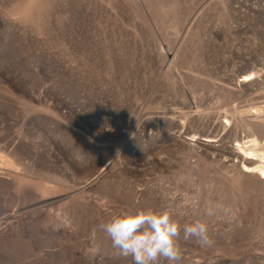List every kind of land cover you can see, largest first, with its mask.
Instances as JSON below:
<instances>
[{"label":"rangeland","instance_id":"rangeland-1","mask_svg":"<svg viewBox=\"0 0 264 264\" xmlns=\"http://www.w3.org/2000/svg\"><path fill=\"white\" fill-rule=\"evenodd\" d=\"M263 102L264 0H0V264H133L119 206L171 212L176 264H264Z\"/></svg>","mask_w":264,"mask_h":264},{"label":"clouds","instance_id":"clouds-1","mask_svg":"<svg viewBox=\"0 0 264 264\" xmlns=\"http://www.w3.org/2000/svg\"><path fill=\"white\" fill-rule=\"evenodd\" d=\"M98 228L120 255L132 257L133 264H157L161 259L176 264L181 258L180 227L167 208L155 211L119 206ZM190 237L202 247L212 245L207 227L200 221L184 225L183 238Z\"/></svg>","mask_w":264,"mask_h":264},{"label":"bare ground","instance_id":"bare-ground-1","mask_svg":"<svg viewBox=\"0 0 264 264\" xmlns=\"http://www.w3.org/2000/svg\"><path fill=\"white\" fill-rule=\"evenodd\" d=\"M251 74H254V73L250 72V73L245 74L246 78H249ZM253 109H255L256 112L264 113V102H263V105L253 107ZM262 141L261 139L255 136L253 137V139H250L249 141H246L240 144V148L246 154L248 155L250 154L253 156V158L252 157L250 158L249 156L247 157V156L241 155V161H243L246 168L248 169V171H245V172L253 173L256 170H259L260 172L264 173V144L262 143ZM245 144L247 145L244 146ZM261 179L264 180V177H261Z\"/></svg>","mask_w":264,"mask_h":264}]
</instances>
